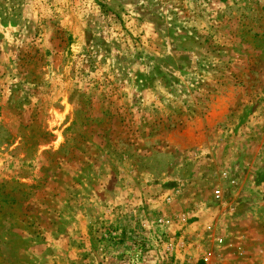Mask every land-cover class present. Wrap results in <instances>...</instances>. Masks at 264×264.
<instances>
[{
    "label": "rangeland",
    "instance_id": "rangeland-1",
    "mask_svg": "<svg viewBox=\"0 0 264 264\" xmlns=\"http://www.w3.org/2000/svg\"><path fill=\"white\" fill-rule=\"evenodd\" d=\"M170 239L264 261V0H0V264Z\"/></svg>",
    "mask_w": 264,
    "mask_h": 264
},
{
    "label": "built area",
    "instance_id": "built-area-1",
    "mask_svg": "<svg viewBox=\"0 0 264 264\" xmlns=\"http://www.w3.org/2000/svg\"><path fill=\"white\" fill-rule=\"evenodd\" d=\"M223 176L228 180V182L231 185H236L238 183V178L225 171L223 172ZM222 196V190L221 189H216L214 190V198L215 199H219ZM184 220V219H183ZM159 222H162V219H158ZM208 229H210V226L208 227ZM225 236H222V234H216L214 235V243L215 245H223L225 243ZM186 243L184 242V240L180 239V240H174V239H170L167 242L163 243V250L162 252L159 254V260H158V264H171L170 258L172 256H177V255H181V252L186 250ZM239 253L242 254V249L240 247L239 249ZM212 256H214V251L207 249L204 252V255L201 257L202 261L204 262V264H208L211 259ZM262 264H264V261H262Z\"/></svg>",
    "mask_w": 264,
    "mask_h": 264
},
{
    "label": "crops",
    "instance_id": "crops-1",
    "mask_svg": "<svg viewBox=\"0 0 264 264\" xmlns=\"http://www.w3.org/2000/svg\"><path fill=\"white\" fill-rule=\"evenodd\" d=\"M243 237H244V236H241V240H244ZM244 248H245V246H244ZM243 253H244V252H243V250H242V254H243ZM246 257H248V255H247ZM258 263L261 264L259 260H258Z\"/></svg>",
    "mask_w": 264,
    "mask_h": 264
}]
</instances>
